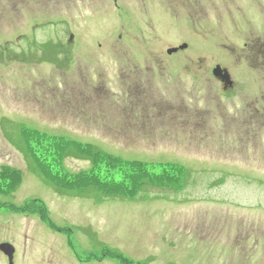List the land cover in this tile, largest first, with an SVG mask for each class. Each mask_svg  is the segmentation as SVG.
Masks as SVG:
<instances>
[{
  "label": "rangeland",
  "instance_id": "obj_1",
  "mask_svg": "<svg viewBox=\"0 0 264 264\" xmlns=\"http://www.w3.org/2000/svg\"><path fill=\"white\" fill-rule=\"evenodd\" d=\"M263 8L0 0V168L22 174L0 195V244L14 247L13 264H120L89 260L105 247L140 264H264ZM216 65L231 87L211 74ZM20 126L125 161L182 166L184 187L146 185L130 201L61 193L33 171ZM90 167L63 163L71 175ZM32 201L72 233L13 210Z\"/></svg>",
  "mask_w": 264,
  "mask_h": 264
},
{
  "label": "trees",
  "instance_id": "obj_2",
  "mask_svg": "<svg viewBox=\"0 0 264 264\" xmlns=\"http://www.w3.org/2000/svg\"><path fill=\"white\" fill-rule=\"evenodd\" d=\"M19 137L21 146L34 163L33 171L59 192L75 197L88 198L93 192L104 198L122 197L125 200H132L146 185L180 190L184 184L186 170L176 164L154 166L144 162L125 161L99 151L89 144L48 136L24 126L19 128ZM68 157L88 159L91 161V167L75 175L68 174L63 168L64 160ZM21 182L20 171L6 166L0 168V195L6 196L11 193ZM0 207H4V204L0 203ZM30 209L49 229L71 234V230H63L52 223L47 208L41 202L39 206H35L32 201L25 203L23 207H13L17 213ZM68 245L70 247L72 244L68 241ZM102 251V255L94 259L108 258L117 260L120 264H140L128 260L116 250L105 248Z\"/></svg>",
  "mask_w": 264,
  "mask_h": 264
},
{
  "label": "water",
  "instance_id": "obj_3",
  "mask_svg": "<svg viewBox=\"0 0 264 264\" xmlns=\"http://www.w3.org/2000/svg\"><path fill=\"white\" fill-rule=\"evenodd\" d=\"M186 48V45H182L180 46L179 48H173V49H169L167 51V54H172V53H175L178 49L182 50ZM213 73L218 76L219 74H221V70L219 67H216L213 71ZM224 81H226L227 83H230L229 82V77L226 75V77L222 78ZM0 250L8 256V260H9V264H12V256H13V253H14V249L12 246L8 245V244H2L0 245Z\"/></svg>",
  "mask_w": 264,
  "mask_h": 264
},
{
  "label": "flooded vegetation",
  "instance_id": "obj_4",
  "mask_svg": "<svg viewBox=\"0 0 264 264\" xmlns=\"http://www.w3.org/2000/svg\"><path fill=\"white\" fill-rule=\"evenodd\" d=\"M259 7V6H258ZM246 13V11H245ZM262 14V16L264 15V8L262 9V11L260 12ZM247 45H244V47H246ZM264 52V51H263ZM263 58H264V54H263ZM263 66H264V61H263ZM219 82H222L221 80H218ZM224 87V85H223ZM4 256V255H3Z\"/></svg>",
  "mask_w": 264,
  "mask_h": 264
}]
</instances>
